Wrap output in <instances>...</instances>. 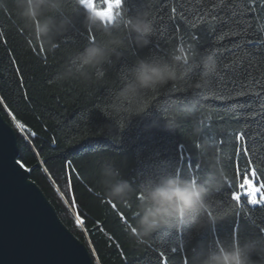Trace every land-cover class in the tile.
Masks as SVG:
<instances>
[{"label":"trees","instance_id":"trees-1","mask_svg":"<svg viewBox=\"0 0 264 264\" xmlns=\"http://www.w3.org/2000/svg\"><path fill=\"white\" fill-rule=\"evenodd\" d=\"M7 4L8 11H0V113L15 131L18 161L29 180L87 248L93 264H198L210 247L264 238V204L250 206L241 195L238 211L222 222L201 231L157 234L139 245L130 235L138 196L124 203L107 199L100 175L109 161L133 189L167 175L203 178L208 155L221 153L226 184L214 200L234 204L232 193L240 191L243 174L250 175L252 167L258 173L253 184L264 183V0H122V7L114 9L120 14L119 27L114 24L112 31L125 38L127 47L103 65L102 80L92 70L88 81L62 84L53 83L57 72L90 43L106 41L105 34L86 28L84 9L76 11L66 0L64 17L71 26L57 37L55 50L48 51L18 20L12 0ZM173 7L178 10L175 18ZM140 12L150 14L155 29L150 45L142 49L123 24L124 18ZM179 48L197 57L215 54L219 70L211 79L210 94L204 99L201 91L170 85L151 97L145 115L119 128L111 117L109 96L121 86L127 69L139 58H168ZM196 73L192 82L200 79ZM194 102L192 113L178 118V129L167 130L162 114L166 117L173 103ZM197 127L200 134L194 135ZM240 133L247 134L250 157L242 154L243 142L235 140ZM204 140L215 145L207 155L200 151ZM77 216L83 223H77ZM251 260L264 264L258 255Z\"/></svg>","mask_w":264,"mask_h":264},{"label":"clouds","instance_id":"clouds-1","mask_svg":"<svg viewBox=\"0 0 264 264\" xmlns=\"http://www.w3.org/2000/svg\"><path fill=\"white\" fill-rule=\"evenodd\" d=\"M71 2L76 11L84 9V26L102 31L107 40L90 43L72 55L54 76L53 83L62 84L72 79L88 81L92 79V70L95 79L102 80L106 75L103 65L109 63L113 56L120 55V50L127 47L126 40L112 31L114 24L111 23L112 12L107 7L108 0H103L106 7L100 8L94 0ZM65 3L66 0H12V11L36 43L48 51H54L57 37L65 34L71 26L70 19L64 17ZM0 11H8L7 0H0ZM57 15L62 19L57 20ZM120 19L118 12L116 27H119ZM123 24L138 48L150 45L155 29L148 12L126 17ZM218 70V61L213 52L197 57L187 49L179 48L168 58H139L122 76L121 86L110 92L108 107L111 117L115 118L119 128H123L131 118L145 115L150 108L151 97L170 85L201 91L206 99L210 94L211 79ZM197 71L201 74L200 79L192 82L193 73ZM194 106L195 102L191 106L173 103L167 116L162 114L166 129L176 131L179 127L178 118L190 115ZM111 130L108 129L109 132ZM199 134L200 129L197 127L194 135ZM214 148L210 140H204L200 145V151L206 155ZM222 160L221 153L208 155V173L203 178L186 179L179 174L167 175L158 181L149 180L138 189H133L128 181L121 179L112 163L106 161L100 171L101 182L107 199L124 203L134 195L138 196L137 219L130 228V235L137 244L147 245L157 234L166 237L167 234L185 229L201 231L238 211L239 203L225 206L213 199L226 184ZM253 255L264 257V238H247L242 243L234 241L231 245L210 247L198 264H253Z\"/></svg>","mask_w":264,"mask_h":264},{"label":"water","instance_id":"water-1","mask_svg":"<svg viewBox=\"0 0 264 264\" xmlns=\"http://www.w3.org/2000/svg\"><path fill=\"white\" fill-rule=\"evenodd\" d=\"M17 161L16 134L0 113V264H93Z\"/></svg>","mask_w":264,"mask_h":264},{"label":"snow or ice","instance_id":"snow-or-ice-1","mask_svg":"<svg viewBox=\"0 0 264 264\" xmlns=\"http://www.w3.org/2000/svg\"><path fill=\"white\" fill-rule=\"evenodd\" d=\"M107 7L108 9L111 10L112 12V18H111V23L115 24L116 22V17L118 15V12H114V9H120L122 7V0H108L107 2ZM177 8L173 7L171 9V12L173 13V18H175V14L177 13ZM178 22V21H177ZM108 22L106 21V24ZM192 27H195V24H192ZM173 31H175V25H173ZM94 42V40H93ZM193 75H198V73H193ZM176 86H173V88H175ZM240 95H243V93H240ZM17 126L23 130L24 129V125L18 123ZM33 136L36 135L35 132L32 133ZM247 134L246 133H240L239 135L235 136V140L236 141H240L243 142V144L245 145L242 149V154L245 157H250V149L247 146ZM238 151H241L240 149H238ZM17 163L20 165L21 168L24 167V165L22 163H20L19 161H17ZM248 163L250 165L254 164V161L252 159H248ZM258 179V173L255 167H252L250 169V175L248 173V171H246L243 174L242 177V182L239 184V188L241 190H245L244 192V196H246L248 198V203H251L252 205H257V204H264V183H260L259 187L254 186L253 181ZM245 181H247V183H245ZM257 189H259V191H257ZM257 195H259V199H257ZM241 194L239 192H233L232 193V200L236 203H240L241 200ZM123 219V217H121ZM77 223H83V221L80 219L79 216H77ZM164 253H161V256H163Z\"/></svg>","mask_w":264,"mask_h":264},{"label":"rangeland","instance_id":"rangeland-1","mask_svg":"<svg viewBox=\"0 0 264 264\" xmlns=\"http://www.w3.org/2000/svg\"><path fill=\"white\" fill-rule=\"evenodd\" d=\"M94 3H95V5H101L102 3H103V0H97V1H95L94 0ZM106 7V6H105ZM245 183H247V181H245ZM255 186V185H254ZM257 187V186H256ZM246 191V189L245 190H241L240 189V191H239V193L242 195V196H244V192ZM246 197V196H245ZM246 199H247V201H248V198L246 197ZM257 199H259V195H257ZM249 205L250 206H254V205H252L251 203H249Z\"/></svg>","mask_w":264,"mask_h":264},{"label":"bare ground","instance_id":"bare-ground-1","mask_svg":"<svg viewBox=\"0 0 264 264\" xmlns=\"http://www.w3.org/2000/svg\"><path fill=\"white\" fill-rule=\"evenodd\" d=\"M15 132V131H14Z\"/></svg>","mask_w":264,"mask_h":264}]
</instances>
